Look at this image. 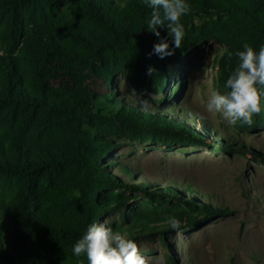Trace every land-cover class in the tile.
Wrapping results in <instances>:
<instances>
[{
	"label": "trees",
	"instance_id": "1",
	"mask_svg": "<svg viewBox=\"0 0 264 264\" xmlns=\"http://www.w3.org/2000/svg\"><path fill=\"white\" fill-rule=\"evenodd\" d=\"M186 3L182 45L160 59L149 55L158 37L147 30L148 0H0V177L13 180L0 188V210L9 226L0 236V264H88L86 255H73V245L89 224L128 201L101 190L133 187L102 164L116 147L109 137L165 141L171 135L186 141L180 135L195 136L116 98L110 84L120 54L136 45L139 58L126 75L140 89L162 92L166 65L215 39L225 45L216 85L223 93L237 66L235 52L245 43L257 51L264 46V0ZM160 31L171 41L166 27ZM148 66L156 69L152 77L145 74ZM97 79L112 91L113 107L98 109L100 93L91 85ZM257 86L261 111L251 126L237 122L245 131L264 128V85ZM150 195L156 201L166 196ZM184 202L189 208L177 204L171 213L181 227L205 224L227 211L194 199ZM152 213L135 212L129 225L112 228L126 238L153 231L160 216ZM165 217L160 218L168 221ZM171 263L177 264L174 258Z\"/></svg>",
	"mask_w": 264,
	"mask_h": 264
},
{
	"label": "rangeland",
	"instance_id": "2",
	"mask_svg": "<svg viewBox=\"0 0 264 264\" xmlns=\"http://www.w3.org/2000/svg\"><path fill=\"white\" fill-rule=\"evenodd\" d=\"M224 48L223 43L210 39L191 48L179 62L168 63V81L162 92L140 89L126 75V69H132L139 58L136 45L114 62L117 69L110 85L116 98L143 113L177 123L180 130L188 129L195 136L180 135L186 141H174L171 135L165 141L108 136L116 147L102 164L133 187L101 190V195L121 194L128 200L120 209L112 206L101 222L125 227L137 216L135 212L147 209L167 218L177 204L189 208L185 199L227 208L205 224L184 225L179 230L159 217L154 222L157 229L130 237L150 264H172V258L177 264H264V128L245 131L237 123L228 125L222 114L206 111L216 92L218 57ZM91 85L100 93L98 109L114 106L112 91L104 81L97 79ZM133 88L148 99L147 109L141 108L138 98H127ZM198 113L207 119H199ZM12 181L0 177V188ZM151 193L166 196L156 201ZM8 228L0 210L1 237Z\"/></svg>",
	"mask_w": 264,
	"mask_h": 264
},
{
	"label": "clouds",
	"instance_id": "3",
	"mask_svg": "<svg viewBox=\"0 0 264 264\" xmlns=\"http://www.w3.org/2000/svg\"><path fill=\"white\" fill-rule=\"evenodd\" d=\"M148 6L152 11L147 20V30L158 37L149 55L155 54L164 59L173 55L175 49L182 45L184 25L181 17L190 11V6L186 0H148ZM165 27L171 41L161 35L160 29ZM234 55L237 66L226 81L225 87L228 90L223 93L213 92L206 111L222 114L228 125H235L240 121L251 126L253 116L261 111V92L257 85H264V46L257 51L245 43L242 50L236 51ZM232 56L233 53L229 52V60ZM155 71L153 66H148L145 74L152 77ZM133 97L139 99L142 109L149 107L148 99L139 95L134 88L127 91V98ZM197 116L199 119H207L200 113ZM168 224L174 230L181 227V221L175 215L168 217ZM72 253L76 257L86 255L88 264H150L141 254L137 242L114 230L107 220L89 224L73 245Z\"/></svg>",
	"mask_w": 264,
	"mask_h": 264
}]
</instances>
